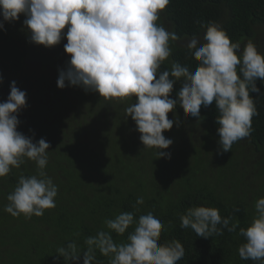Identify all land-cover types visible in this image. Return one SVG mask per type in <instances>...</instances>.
Returning <instances> with one entry per match:
<instances>
[{"label":"trees","instance_id":"obj_1","mask_svg":"<svg viewBox=\"0 0 264 264\" xmlns=\"http://www.w3.org/2000/svg\"><path fill=\"white\" fill-rule=\"evenodd\" d=\"M26 19L21 14L0 29V102L7 100L13 81L26 91L17 130L50 144L45 171L58 194L56 206L42 216L14 217L4 210L7 196L21 175L37 174V166L25 158L20 168L0 178V264H83L85 240L101 230L110 232L118 245L128 242L135 224L118 235L104 223L123 212L134 213L137 221L153 213L164 225L159 243L177 240L184 247L177 264H261L241 259L238 249L245 242L239 228L250 225L255 202L264 197V82L257 79L260 93H251L258 112L251 134L231 150L222 153L215 102L202 105L199 117L186 116L177 104L168 113L173 127L163 133L173 140L162 150L170 158L158 157L157 149L144 148L135 121L126 117L135 98L120 103L81 86L58 87L59 73L71 58L64 48L67 37L52 47L36 44ZM210 22L219 24L242 51L249 41L257 43L259 32L264 36V0H170L157 23L179 39L169 42L171 55L159 71H171L176 62L194 72L199 62L186 45L194 36L205 43ZM181 86L174 85L170 98L178 99ZM140 197L142 204L137 203ZM193 206L216 207L222 218L238 220L239 226L235 232L197 236L180 226V217ZM71 242L77 244L79 261L58 253ZM95 256L93 264H110L99 250Z\"/></svg>","mask_w":264,"mask_h":264},{"label":"clouds","instance_id":"obj_2","mask_svg":"<svg viewBox=\"0 0 264 264\" xmlns=\"http://www.w3.org/2000/svg\"><path fill=\"white\" fill-rule=\"evenodd\" d=\"M169 3L170 0H0V29L6 30L5 22L19 20L24 14L32 42L52 47L66 35L64 48L71 58L59 73L58 87L81 86L98 92L105 100L120 103L134 97L135 103L126 108V117L135 121L144 148L157 149L158 157L170 158L162 150L173 140L163 133L173 127L175 121L169 119L168 113L177 104L186 116L199 117L202 105L208 107L215 102L219 144L222 153L227 152L235 142L251 134L252 118L258 115L251 93H260L257 79L264 82V53L251 41L241 51L240 44L232 42L219 24L210 22L203 37L205 43L200 44L194 36L186 45L199 62L197 69L190 72L188 67L174 62L171 71L160 72L161 64L172 52L169 42L179 39L175 32L157 23ZM177 82L182 86L178 99H172L170 94ZM10 87L7 100L0 102V178L12 168H20L25 158L35 162L37 174L20 176L7 196L9 203L4 210L14 217L23 214L30 219L56 206L58 188L45 171L50 144L43 138L34 142L17 130L18 114L27 104L26 91L20 90L15 81ZM143 202V197L138 198V204ZM255 209L250 225L239 228L245 242L238 252L241 259L264 264V197L255 202ZM180 220L181 228L190 227L204 238L222 235L224 229L235 232L239 226L238 220L230 223L231 217L222 218L218 208L208 206L190 207ZM104 223L118 235L136 226L128 234V242L119 245L110 232L103 230L88 237L83 264H93L96 250L109 257L110 264H177L185 254L180 241L159 243L164 225L151 212L141 215L138 221L134 213L123 212ZM58 253L65 260L80 259L75 242L59 248Z\"/></svg>","mask_w":264,"mask_h":264},{"label":"rangeland","instance_id":"obj_3","mask_svg":"<svg viewBox=\"0 0 264 264\" xmlns=\"http://www.w3.org/2000/svg\"><path fill=\"white\" fill-rule=\"evenodd\" d=\"M255 41H257V43L255 44L258 51L261 53H264V36L262 32H259L257 34V36H255L254 38Z\"/></svg>","mask_w":264,"mask_h":264}]
</instances>
